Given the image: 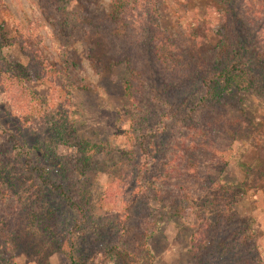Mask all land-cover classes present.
<instances>
[{
	"label": "rangeland",
	"instance_id": "1",
	"mask_svg": "<svg viewBox=\"0 0 264 264\" xmlns=\"http://www.w3.org/2000/svg\"><path fill=\"white\" fill-rule=\"evenodd\" d=\"M59 2L0 0V264H264V0Z\"/></svg>",
	"mask_w": 264,
	"mask_h": 264
},
{
	"label": "trees",
	"instance_id": "2",
	"mask_svg": "<svg viewBox=\"0 0 264 264\" xmlns=\"http://www.w3.org/2000/svg\"><path fill=\"white\" fill-rule=\"evenodd\" d=\"M61 1V0H60ZM55 2V5H54ZM61 2L59 0H52V4L47 7V9H51L54 11V7L58 8L60 6ZM117 17L121 16L120 13H115ZM116 18V17H115ZM240 23L244 24L241 20ZM250 25V24H249ZM222 37V36H221ZM264 40H260L256 47H258L260 44H263ZM234 49V48H233ZM232 48H230L229 44L227 42H221L217 45V53H216V58L214 59V63L211 69V75L216 77L217 80H219L218 83V89L221 91L230 89L231 85L235 82L239 83V81L246 82L247 81V70L244 69V67H241L239 70L234 69L233 64L228 63V61L220 60L217 55H222L225 51L228 52V55L231 54ZM1 51V50H0ZM221 52V53H220ZM1 55V52H0ZM2 57V56H1ZM260 61H263L264 58H261L257 56ZM130 63V62H129ZM132 65V64H131ZM71 68H67L64 72H70L72 70L78 69L77 64H71ZM246 67V66H245ZM0 70H2L5 74H9V77L11 78V81H13L16 84H21L22 80L29 78L30 72L28 69L21 65H14L9 63L5 58H0ZM63 72V73H64ZM9 79V78H8ZM131 81L126 84L125 88V95L128 96L130 95L133 87L131 85ZM248 83V82H247ZM220 85V86H219ZM216 88V87H215ZM214 89L207 91L212 95ZM132 95V94H131ZM204 98H207L205 95ZM204 98L202 100H204ZM101 149L99 150V147L96 145H91L87 143L86 146L84 147H79V150L76 152V160H74V166L77 167V169H85L89 163L91 162L94 154L100 153ZM0 219H2L1 213H0ZM10 251L7 245H4L3 242L0 240V259L4 257L10 258ZM72 260L71 264H76L73 258H70ZM7 264V263H3Z\"/></svg>",
	"mask_w": 264,
	"mask_h": 264
}]
</instances>
